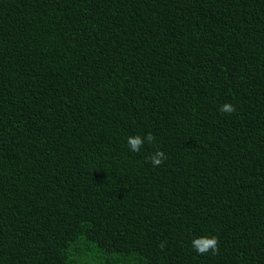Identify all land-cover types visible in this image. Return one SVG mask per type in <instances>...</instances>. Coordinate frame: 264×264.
I'll use <instances>...</instances> for the list:
<instances>
[{"label": "trees", "instance_id": "1", "mask_svg": "<svg viewBox=\"0 0 264 264\" xmlns=\"http://www.w3.org/2000/svg\"><path fill=\"white\" fill-rule=\"evenodd\" d=\"M0 264H264V0H0Z\"/></svg>", "mask_w": 264, "mask_h": 264}, {"label": "clouds", "instance_id": "2", "mask_svg": "<svg viewBox=\"0 0 264 264\" xmlns=\"http://www.w3.org/2000/svg\"><path fill=\"white\" fill-rule=\"evenodd\" d=\"M220 111L225 114H232L235 112V108L232 104L225 103L220 107ZM155 139L156 137L152 133H148L147 136L144 137L139 135L135 137H128L127 144L130 151L139 153L145 142H147L148 144H152ZM146 160L147 162L151 163L153 167H159L167 160V155L163 151L157 150L149 157H147ZM192 244L193 248L199 255L207 254L209 251H211L212 254L215 255L219 251V240L218 237L215 236L196 238L192 241ZM163 247L164 245L161 244V248Z\"/></svg>", "mask_w": 264, "mask_h": 264}]
</instances>
